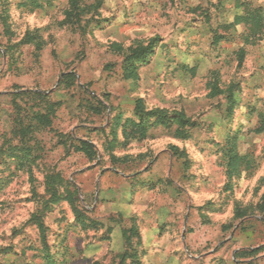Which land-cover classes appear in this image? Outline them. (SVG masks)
I'll use <instances>...</instances> for the list:
<instances>
[{"label": "rangeland", "instance_id": "rangeland-1", "mask_svg": "<svg viewBox=\"0 0 264 264\" xmlns=\"http://www.w3.org/2000/svg\"><path fill=\"white\" fill-rule=\"evenodd\" d=\"M22 2L0 0V264H264V0ZM137 99L192 125L126 141Z\"/></svg>", "mask_w": 264, "mask_h": 264}, {"label": "trees", "instance_id": "trees-1", "mask_svg": "<svg viewBox=\"0 0 264 264\" xmlns=\"http://www.w3.org/2000/svg\"><path fill=\"white\" fill-rule=\"evenodd\" d=\"M43 0H23L21 7H30V9L39 8L40 2ZM73 1V0H72ZM3 29L7 34L9 32V25L7 22H3ZM153 49L151 46L147 47H138L134 49H129L125 54L121 70L123 72L124 79L136 80L138 78V69L140 66L149 63L151 57L153 55ZM134 119H121L120 116H115L114 121L112 122L111 128L120 129L124 139L128 141L130 139L131 134H137L139 139H143L147 136V132L154 126H162V127H170L172 125H177L176 134L183 137V133L181 130L186 126H191L192 123L187 119L186 115L183 112L173 111L168 113L164 110L153 109L147 110L144 106L142 99H137L134 105L133 110ZM35 121L43 126H47L49 121L48 117L41 114L35 115ZM130 128V129H129ZM131 130V131H129ZM115 131V130H114ZM264 131V118L260 119V127L256 129L257 133H261ZM237 135H234L230 138L226 139V148H225V156L226 170L231 174V172H237L239 170L240 164H245V156L240 155L237 151ZM79 150L84 151L86 154H89L90 150L88 145L85 142H81ZM25 154H28L25 149L21 150ZM51 199L47 201L51 203H58L62 198L58 194V191L53 185L50 183ZM262 200L264 201V195ZM77 220H81L80 213L74 209ZM84 224L83 221H79ZM34 224L37 226V229L40 233V236L44 238V234L46 228L41 221V218L38 216L34 217ZM49 258V255H46Z\"/></svg>", "mask_w": 264, "mask_h": 264}]
</instances>
